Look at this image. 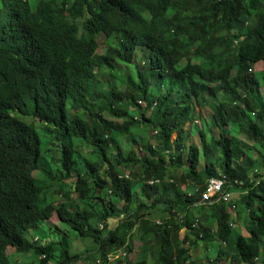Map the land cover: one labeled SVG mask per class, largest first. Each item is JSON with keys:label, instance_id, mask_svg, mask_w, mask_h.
Listing matches in <instances>:
<instances>
[{"label": "trees", "instance_id": "1", "mask_svg": "<svg viewBox=\"0 0 264 264\" xmlns=\"http://www.w3.org/2000/svg\"><path fill=\"white\" fill-rule=\"evenodd\" d=\"M37 1L0 0V264L10 247L37 264H109L136 237L151 238L152 264H199L192 248L216 239L227 249L202 264H264V0ZM221 174L249 190L247 236L224 202L191 211ZM55 214L66 235L53 238ZM68 231L93 248L73 252Z\"/></svg>", "mask_w": 264, "mask_h": 264}, {"label": "rangeland", "instance_id": "2", "mask_svg": "<svg viewBox=\"0 0 264 264\" xmlns=\"http://www.w3.org/2000/svg\"><path fill=\"white\" fill-rule=\"evenodd\" d=\"M61 0H57V3L60 4ZM38 3L37 0L32 1L31 0V5L32 8L35 9L36 4ZM103 38L101 39V43L103 42ZM3 47V45L0 43V48ZM131 71L136 75V72L133 68H131ZM253 71L256 73H263L264 72V62H260L258 64H256L253 67ZM105 80V79H104ZM262 88V93L257 97L258 100L260 101V104L263 106L264 108V87ZM211 111L209 110H204L203 111V116H201L202 118L199 119L197 118L196 123L194 124L195 126H197L199 129H201V127H203V122L205 121L206 123H210V117H211ZM226 112L228 114L232 113V107H227L226 108ZM28 122H33L35 123L39 128H40V124L37 122V120H34L32 118L27 119ZM204 122V123H205ZM191 125L187 126L186 131L189 130V127ZM156 132L154 131V129H144L142 130V132L140 133V135L144 138V141H141L142 143H147L150 142L152 143L154 146H157V142L156 139H154V135ZM216 133V131H215ZM175 137H177L176 135H174V137L172 138V142H174ZM41 139L43 142V147L45 148V150H47L50 146H51V141L50 138L47 137L46 133H42L41 134ZM128 137H124L119 139L120 141V145L123 148L124 146L128 147ZM142 139V138H141ZM240 140L244 141L245 138L243 136L239 137ZM193 142H197L196 139H193ZM84 152H88L89 149L88 148H84L83 149ZM57 155L54 156V158L50 161L52 164H56L57 161ZM48 160V158H47ZM129 172H127L128 174ZM38 176V174H37ZM41 180V178H40ZM241 190L242 189H236L234 191V198L235 200L239 201V198H241L242 195L241 194ZM59 202H62L64 200V198L61 196H56ZM123 203L120 204V207H122ZM202 204H198L196 205L191 211L196 215L197 213H200L204 210V208H200ZM208 214H206L202 220V222L204 224H206V226L209 225V217L207 216ZM167 214H162L161 211L156 210L152 213L151 218H153L157 223L158 222H162L166 219ZM249 219L248 213H246L245 208L241 209V213L238 216L237 213L233 214V225H234V231L236 233H242V235L247 236V220ZM61 220L59 218V216H57L55 214L54 218L51 221V224H47V223H43L42 224V228L46 231V233L49 234V237H53L55 238V236L57 235V237L59 236H63L66 235L65 231L66 228L60 224ZM55 226L59 227L58 232H55ZM115 225L111 224L110 228H113ZM216 228V225H213V229ZM59 233V234H58ZM71 232H67V235L69 236V238L67 239L68 241V247H72V251L75 252H83L85 253V251L87 249L91 250L93 248L92 243L93 240L87 239V240H79L78 238H76L75 236H71L70 234ZM185 233V230H182L181 234L183 235ZM41 235L40 231H32L30 233V235L28 236L29 238L34 237L35 235ZM151 238H144V239H140L139 237H136L133 241V251L132 253H128L126 248H121L119 249V252L121 253V256L118 259H115L113 261H109V264H119V261H123L124 263L127 262L128 264H138V262L142 261L145 258V254L147 253L148 249L145 247L146 244L151 243L150 240ZM216 239V238H215ZM185 247L189 246V243L185 244ZM206 245H208V248L206 247ZM151 246V245H150ZM153 248V247H152ZM222 248H226L227 247L222 244V242H220L218 239H216L213 242H205V241H200L198 244V247H193V251L192 254H194V257L197 259V261H199V264H202L205 262V258L206 256H209L210 258H215L218 254V252L222 249ZM147 250V251H146ZM9 253L11 255L12 261L11 264H37V262L35 261L33 254H25V255H20L19 257L16 256V249L14 247H10L9 248ZM155 251V248L152 250H149V264H152V257H153V253ZM124 253H127V256H123ZM124 258V259H123ZM99 260L100 258L95 257L94 259H88V261H80L79 264H99ZM220 264H229L227 262H221Z\"/></svg>", "mask_w": 264, "mask_h": 264}, {"label": "built area", "instance_id": "3", "mask_svg": "<svg viewBox=\"0 0 264 264\" xmlns=\"http://www.w3.org/2000/svg\"><path fill=\"white\" fill-rule=\"evenodd\" d=\"M259 171L255 170L254 174H257ZM241 186H244L243 182L229 180L228 176L221 175L217 178H213L209 180L204 187L201 193V200L199 204H214L217 202H224L229 206V211L235 213L238 206L237 200H235L234 191L236 189H241ZM248 189L241 190L242 194H247ZM158 224H162V222H158ZM127 253H124L123 256H126ZM121 256L119 251L110 253L108 255V260L113 261L118 259Z\"/></svg>", "mask_w": 264, "mask_h": 264}, {"label": "clouds", "instance_id": "4", "mask_svg": "<svg viewBox=\"0 0 264 264\" xmlns=\"http://www.w3.org/2000/svg\"><path fill=\"white\" fill-rule=\"evenodd\" d=\"M27 119H29V118L24 119V121H26L27 123H32V122H28ZM221 175H222V174H221ZM221 175H220V176H221ZM223 175H224V174H223ZM241 194H242V193H241ZM241 194H240V195H241ZM237 203H238V201H237ZM237 206H238V205H237ZM236 211H237V210H236ZM235 213H236V212H235ZM235 213H233V214H235ZM38 238H39V237L35 238V241L38 240Z\"/></svg>", "mask_w": 264, "mask_h": 264}]
</instances>
